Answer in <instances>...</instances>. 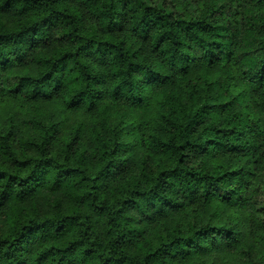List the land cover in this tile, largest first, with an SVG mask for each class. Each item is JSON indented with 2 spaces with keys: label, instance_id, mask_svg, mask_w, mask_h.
<instances>
[{
  "label": "trees",
  "instance_id": "trees-1",
  "mask_svg": "<svg viewBox=\"0 0 264 264\" xmlns=\"http://www.w3.org/2000/svg\"><path fill=\"white\" fill-rule=\"evenodd\" d=\"M1 98L155 103L140 139L157 156L133 171L135 139L106 110L90 150L52 119L0 130V264H187L231 247L252 261L247 224L195 206L248 209L264 246L249 166L264 158V0H0ZM223 153L245 164L211 165Z\"/></svg>",
  "mask_w": 264,
  "mask_h": 264
},
{
  "label": "rangeland",
  "instance_id": "rangeland-1",
  "mask_svg": "<svg viewBox=\"0 0 264 264\" xmlns=\"http://www.w3.org/2000/svg\"><path fill=\"white\" fill-rule=\"evenodd\" d=\"M183 4V3H182ZM195 6L193 4L188 6V12L190 15ZM106 110L111 124L120 125L123 129V133L126 139H135L134 142V153L135 159L132 163V170L136 171L139 167V160H146L149 165L154 166L156 162V153L151 152L147 146L144 145L140 139L141 134H145L142 129V124L145 121H149V127L153 128L156 112L155 103H151L148 109L131 108L128 105L120 103H111V101H101L99 106L93 111L86 109L68 110L58 100L53 102H35L30 103L22 99H0V130H9L12 133L13 138L19 139L21 137H29L33 134V128L29 124V120L40 117L42 120L52 119L53 121L60 123L61 130L59 136L72 137L76 128L81 126L80 140L81 145L87 146L90 150L92 146L90 140L91 129L95 126H99L102 123L103 117L106 115L103 111ZM146 131V129H145ZM132 135L130 138H127ZM128 141V140H127ZM146 146V147H145ZM240 156L235 154L223 153L222 156L212 159V164H218L228 166V168L242 167L244 163L237 161ZM251 172L255 168V176L260 180L264 181V158L259 163L249 164ZM41 202L47 203L49 195L41 193L39 196ZM199 205V204H197ZM194 209L202 215L204 221L213 220L214 223L222 225L224 223L232 224L233 220L239 218L242 222L248 225V229L245 231V242L249 244L251 250V262L264 264V246L257 241L254 235V228L252 221L250 220V214L248 209H240L237 207L225 208L220 214L215 212L213 206L208 207L206 213L202 211L199 206H195ZM165 220H161L150 227V230H156L160 228ZM5 226L4 217L0 214V230H3ZM247 261L240 253L239 249L223 248L218 251H214L210 254H202L192 263L187 264H252Z\"/></svg>",
  "mask_w": 264,
  "mask_h": 264
}]
</instances>
